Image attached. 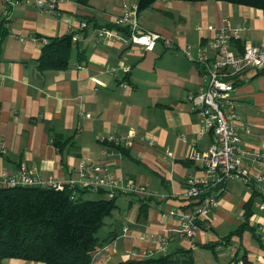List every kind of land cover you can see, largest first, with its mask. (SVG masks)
Masks as SVG:
<instances>
[{"label":"crops","instance_id":"0c3cea01","mask_svg":"<svg viewBox=\"0 0 264 264\" xmlns=\"http://www.w3.org/2000/svg\"><path fill=\"white\" fill-rule=\"evenodd\" d=\"M139 2L66 0L54 11H44L36 0H0V182L18 180L24 164L38 179L67 184L78 178L77 167L88 162L146 187L153 197L118 196V208L98 232L92 264L180 250L191 251L196 264H233L245 255L264 264V183L257 182L263 169L251 159L246 161L250 185L227 184L195 237L177 232L180 213L193 211L184 198L188 176L198 173L190 154L194 149L204 153L214 144L212 135H202L201 119L187 102L202 79L199 64L183 49L191 47L194 60L200 49L213 58L208 44L226 23L246 27L233 41L236 53L247 46L264 49V9L220 1H158L139 15L142 31L162 37L153 51L117 39L98 40L101 29L124 33L115 20L126 6ZM71 33L68 66L42 72L37 63L46 46L43 39ZM166 41L174 46L168 48ZM232 96L240 147L264 153V74L239 84ZM111 136L120 143L105 141ZM55 137L67 142L62 152ZM252 187L258 197L247 220ZM95 194L96 199L106 196ZM170 211L176 214L164 217ZM258 227L261 242L252 232ZM0 264L43 263L12 259Z\"/></svg>","mask_w":264,"mask_h":264},{"label":"built area","instance_id":"2783aa9c","mask_svg":"<svg viewBox=\"0 0 264 264\" xmlns=\"http://www.w3.org/2000/svg\"><path fill=\"white\" fill-rule=\"evenodd\" d=\"M66 0H36L38 6L44 11H54L58 4ZM14 4L15 2H9ZM140 11L137 5L126 6L120 17L116 18L118 27L129 30L128 39L125 33L115 29H101L99 38L120 40L126 45L139 46L146 52L153 51L161 36L156 32L142 31L139 23ZM86 23L82 27H86ZM246 30V27L234 28L226 23L209 42V47L214 50V57L210 58L206 49H200L196 60L192 57L191 47H185L183 51L190 61L199 64L202 84L198 91L188 96L187 102L190 111L201 119L202 135H212L214 144L204 153L194 149L190 159L197 166L198 173H191L186 181L184 198L193 206L189 214H181L180 225L177 232L182 236L195 237L200 226L199 220L204 221L211 208L217 203L214 197L202 200V196L211 189H217V195H221L225 186L233 181H243L250 185V169L246 163L253 160L256 168L263 169L257 178L258 183H264V153H252L240 147L239 117L236 111L235 100L232 93L239 84L252 77L264 74V49L245 47L243 53L234 51L233 41ZM47 45L48 40L43 39ZM168 48L174 45L166 41ZM126 72L129 67H123ZM134 133H132V137ZM118 145L120 139L111 136L107 140ZM153 144V143H150ZM104 154H109L108 151ZM78 178L67 184L57 183L53 180L43 181L32 175L26 165L20 168L18 180L0 182V185H23L28 187L43 186L54 187L63 190L66 186L72 188L92 190L96 193L104 190L108 198L114 199L121 194L136 195L142 198L153 197L146 187L134 181H123L122 178L108 172L102 164L82 162L76 169ZM174 211L164 214V217L175 215ZM128 230L125 227V232ZM113 247L115 244H111ZM105 246L108 250L111 246Z\"/></svg>","mask_w":264,"mask_h":264},{"label":"trees","instance_id":"16d2710c","mask_svg":"<svg viewBox=\"0 0 264 264\" xmlns=\"http://www.w3.org/2000/svg\"><path fill=\"white\" fill-rule=\"evenodd\" d=\"M77 1L86 3V0ZM158 1L175 0H140L139 11L150 8ZM179 1H220L264 9V0ZM120 29L129 34L128 29ZM73 35L71 33L63 37L47 38L48 43L43 47L37 63L42 72L61 70L68 66L74 43ZM66 144V141L55 137L54 145L59 152L63 151ZM252 188V197L245 205L248 210L247 220L253 213L258 197L255 187ZM89 193L96 192L70 186L60 190L51 186L0 185V260L18 259L43 264H92L91 254L99 245L98 232L104 226L105 219L118 208L119 195L110 199L107 193L101 190L98 194L106 196L93 199L87 195ZM211 197L220 199L216 188L204 194L202 200ZM146 206L148 207L147 204L142 206L144 212ZM193 206L195 204H190L191 208ZM197 224L202 226L205 223L199 220ZM204 226L202 227L205 228ZM252 232L255 239L263 241V234L259 232V227L252 229ZM236 233L240 234L241 230ZM229 237L226 239L228 240ZM217 246L218 244L213 245V247ZM183 263L196 264L191 251L180 250L174 254L143 260H127L118 264ZM233 264L254 263L245 255L241 259H236Z\"/></svg>","mask_w":264,"mask_h":264},{"label":"rangeland","instance_id":"374dc122","mask_svg":"<svg viewBox=\"0 0 264 264\" xmlns=\"http://www.w3.org/2000/svg\"><path fill=\"white\" fill-rule=\"evenodd\" d=\"M90 197H94L93 199L98 198L97 194H91Z\"/></svg>","mask_w":264,"mask_h":264}]
</instances>
